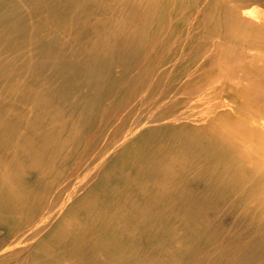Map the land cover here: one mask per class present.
<instances>
[{
  "label": "bare ground",
  "instance_id": "bare-ground-1",
  "mask_svg": "<svg viewBox=\"0 0 264 264\" xmlns=\"http://www.w3.org/2000/svg\"><path fill=\"white\" fill-rule=\"evenodd\" d=\"M0 264H264V0H0Z\"/></svg>",
  "mask_w": 264,
  "mask_h": 264
}]
</instances>
